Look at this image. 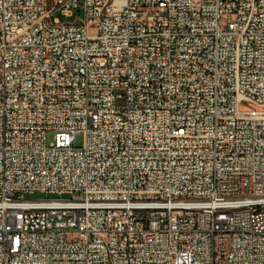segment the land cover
<instances>
[{
	"label": "built area",
	"instance_id": "2783aa9c",
	"mask_svg": "<svg viewBox=\"0 0 264 264\" xmlns=\"http://www.w3.org/2000/svg\"><path fill=\"white\" fill-rule=\"evenodd\" d=\"M0 264H264V0H0Z\"/></svg>",
	"mask_w": 264,
	"mask_h": 264
},
{
	"label": "rangeland",
	"instance_id": "374dc122",
	"mask_svg": "<svg viewBox=\"0 0 264 264\" xmlns=\"http://www.w3.org/2000/svg\"><path fill=\"white\" fill-rule=\"evenodd\" d=\"M55 17L58 18L61 22H74L76 20L82 19L83 18V14H79L78 12L74 13V17L67 19L64 18L60 13H56ZM54 137V133L53 132H48L47 133V143L50 144L53 140ZM83 143V136H77L76 138V146H81ZM44 195H33V196H27V198H31V199H40V198H44Z\"/></svg>",
	"mask_w": 264,
	"mask_h": 264
},
{
	"label": "bare ground",
	"instance_id": "6f19581e",
	"mask_svg": "<svg viewBox=\"0 0 264 264\" xmlns=\"http://www.w3.org/2000/svg\"><path fill=\"white\" fill-rule=\"evenodd\" d=\"M198 16H209V9H198Z\"/></svg>",
	"mask_w": 264,
	"mask_h": 264
}]
</instances>
